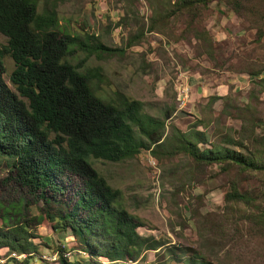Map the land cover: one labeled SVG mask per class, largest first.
<instances>
[{
  "label": "rangeland",
  "instance_id": "374dc122",
  "mask_svg": "<svg viewBox=\"0 0 264 264\" xmlns=\"http://www.w3.org/2000/svg\"><path fill=\"white\" fill-rule=\"evenodd\" d=\"M45 1L38 0V11ZM55 9L68 32L80 39L92 34L115 48L81 62L101 70L100 78L91 81L96 94L109 99L118 90L140 100L143 112L163 118L162 136L172 125L194 128L204 132L211 147L256 155L261 142L254 135L264 128V0H60ZM5 43L0 33V47ZM82 56L84 51L75 48L66 59L78 62ZM1 60L3 78L14 89L9 80L12 58L3 53ZM194 72L208 83V92L221 82L225 93H206L192 101L193 108L189 104L178 108L185 74ZM5 161L0 158V205L22 203V215L37 234L32 238L39 242L36 255L43 258L32 262L59 264L56 245L66 247L67 258L84 253L69 247L73 242L69 232L52 229L45 218L40 222L31 218L43 206L55 208V202L43 205L32 197L15 181ZM92 164L118 189L120 205L140 220L139 234L174 244L172 250L162 245L159 250L145 249L136 260L121 264H185L190 255L207 264H264V221L259 216L264 170L195 161L183 151L166 154L159 148L157 154L141 148L130 157L96 158ZM63 181L66 186L57 198L67 201L80 179L71 175ZM231 185L250 194L253 202L225 200ZM15 220L0 215V227ZM23 255L0 246V264ZM98 259L103 263L94 264H115Z\"/></svg>",
  "mask_w": 264,
  "mask_h": 264
},
{
  "label": "trees",
  "instance_id": "16d2710c",
  "mask_svg": "<svg viewBox=\"0 0 264 264\" xmlns=\"http://www.w3.org/2000/svg\"><path fill=\"white\" fill-rule=\"evenodd\" d=\"M58 1L46 0L38 11V0H0V33L6 37L0 47V158L32 197L43 205L55 202V208L43 206L31 218L35 222L45 218L52 229L69 232L73 238L69 247L84 252L67 258L66 247L56 245L59 264H94L102 261L100 257L121 264L136 260L145 249L159 250L162 245L172 250L174 244L138 233L140 220L120 205L118 189L107 183L92 159L116 161L141 148H150L153 154L159 148L166 154L183 151L195 161L264 170V128L254 135L261 142L255 148L258 156L230 147H211L204 132L194 128L181 130L172 125L171 132L162 136L163 118L143 112L140 100L118 90L109 99L95 93L91 81L100 78L101 70L99 66L83 67L81 62L91 54L100 57L115 48L92 34L80 39L68 32L57 19ZM75 48L82 49L84 56L70 62L66 56ZM3 53L13 61L9 80L14 89L2 75ZM251 122L256 124L255 119ZM71 175L80 184L72 199L60 200L57 195L66 186L63 180H70ZM224 199L253 202L250 194L234 185ZM21 208L19 200L0 205L2 218L16 219L0 227V246L24 253L18 259L10 256V264H34L33 259H41L36 255L39 242L32 240L37 234L29 229L30 219L22 215ZM259 216L264 221V205ZM185 264L207 262L190 255Z\"/></svg>",
  "mask_w": 264,
  "mask_h": 264
},
{
  "label": "crops",
  "instance_id": "0c3cea01",
  "mask_svg": "<svg viewBox=\"0 0 264 264\" xmlns=\"http://www.w3.org/2000/svg\"><path fill=\"white\" fill-rule=\"evenodd\" d=\"M187 77V80H184L186 83L182 84L183 87H188L189 88V92H188V96L187 99L183 105V107H186V105L189 106V108H193L195 102V99H199L200 95H204L206 93H213L217 96H221L223 93H225V89L223 88V83L219 82V83H215L212 87H209L210 92H208V83L203 81L202 78H199V74L198 72H194L193 74H185ZM206 79V78H205ZM188 83V84H187ZM181 85V86H182ZM181 87L178 90V93L181 91ZM199 95V96H198ZM177 102V101H176Z\"/></svg>",
  "mask_w": 264,
  "mask_h": 264
},
{
  "label": "bare ground",
  "instance_id": "6f19581e",
  "mask_svg": "<svg viewBox=\"0 0 264 264\" xmlns=\"http://www.w3.org/2000/svg\"><path fill=\"white\" fill-rule=\"evenodd\" d=\"M184 90H185V100L187 99L189 88L188 87H183L182 90L179 92L178 98H177V100H178L177 107L178 108L183 106V93H184Z\"/></svg>",
  "mask_w": 264,
  "mask_h": 264
},
{
  "label": "built area",
  "instance_id": "2783aa9c",
  "mask_svg": "<svg viewBox=\"0 0 264 264\" xmlns=\"http://www.w3.org/2000/svg\"><path fill=\"white\" fill-rule=\"evenodd\" d=\"M185 90H184V93H183V105H184V103H185ZM183 107V106H182Z\"/></svg>",
  "mask_w": 264,
  "mask_h": 264
}]
</instances>
